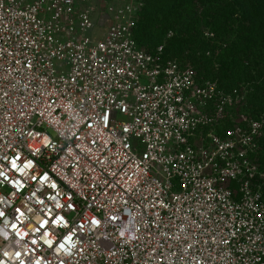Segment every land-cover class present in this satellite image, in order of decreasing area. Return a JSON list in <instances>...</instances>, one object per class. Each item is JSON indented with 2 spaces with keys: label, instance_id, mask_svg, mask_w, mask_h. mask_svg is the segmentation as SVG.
<instances>
[{
  "label": "built area",
  "instance_id": "built-area-1",
  "mask_svg": "<svg viewBox=\"0 0 264 264\" xmlns=\"http://www.w3.org/2000/svg\"><path fill=\"white\" fill-rule=\"evenodd\" d=\"M148 1L0 0V264H264V127L139 47Z\"/></svg>",
  "mask_w": 264,
  "mask_h": 264
},
{
  "label": "trees",
  "instance_id": "trees-1",
  "mask_svg": "<svg viewBox=\"0 0 264 264\" xmlns=\"http://www.w3.org/2000/svg\"><path fill=\"white\" fill-rule=\"evenodd\" d=\"M135 39L149 53L163 46L164 57L177 61L203 52L206 76L224 90L246 86L247 116L264 113V0H149ZM217 43L220 54L206 57Z\"/></svg>",
  "mask_w": 264,
  "mask_h": 264
},
{
  "label": "rangeland",
  "instance_id": "rangeland-1",
  "mask_svg": "<svg viewBox=\"0 0 264 264\" xmlns=\"http://www.w3.org/2000/svg\"><path fill=\"white\" fill-rule=\"evenodd\" d=\"M95 33H97V36H100L99 30H97ZM94 33V35H95ZM210 38H212V35H209ZM220 47V43H217V46L215 49L212 50V48H209L210 52H206V57H211L212 53L214 55L220 54L221 50H216V48ZM154 53V52H153ZM187 53V52H186ZM203 52L197 51L195 56L192 57H185L182 60H179L183 66H189L192 67L194 70L195 76L197 78V81L199 84H202L205 81H213L217 83L220 90L224 91L228 96L237 98L236 102L232 105H228L226 107V118L222 121V123L217 127V131H219L221 134L224 133V131L227 128L243 125L244 127L248 128L249 123H251V120L257 119L256 121L259 122L260 127H264V113L260 115L258 118L255 116L250 115L251 118L247 116V114H250L247 110L246 100L245 96H247L246 86H236L235 88H231L229 90H224L223 88H220L217 80H214L212 76H206L207 72L205 69V66L199 63L198 61L201 60V57L203 56ZM191 54V53H190ZM166 59H174V58H166ZM208 66H218V65H208ZM210 68V67H209ZM211 70V69H209ZM212 107H215L214 105ZM210 107L209 113L211 111H214L213 108ZM251 119V120H250ZM249 122V123H248ZM213 127V126H210ZM210 127H207V130L210 129ZM218 132V133H219ZM256 145L257 149L253 155V160L255 162L259 161L263 163V166L260 167L262 170L264 169V132L260 133L258 136H256ZM259 153L261 155H259ZM260 166V165H259Z\"/></svg>",
  "mask_w": 264,
  "mask_h": 264
}]
</instances>
